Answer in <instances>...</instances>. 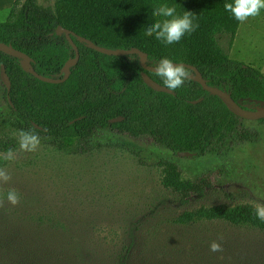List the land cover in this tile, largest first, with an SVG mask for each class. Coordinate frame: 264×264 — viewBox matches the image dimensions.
<instances>
[{"label":"rangeland","instance_id":"rangeland-1","mask_svg":"<svg viewBox=\"0 0 264 264\" xmlns=\"http://www.w3.org/2000/svg\"><path fill=\"white\" fill-rule=\"evenodd\" d=\"M53 3L39 0L44 8ZM241 24L240 32L250 36L230 57L264 73V9ZM219 41L230 53L229 37ZM70 58V51L52 49L42 62L66 73ZM7 106L0 79V140H19L21 130L14 118L8 124ZM227 111L221 135L201 157L178 156L153 137L136 139L113 129L97 130L86 154L46 137L33 152L21 151L18 143L13 160L0 151V168L12 177L0 183V219L13 226V254L20 253L23 264H122V258L124 264H264L259 230L173 222L199 208L264 204V123ZM164 162L177 165L184 182L201 184L205 197L181 204L173 188L162 184ZM13 189L20 197L15 206L7 201ZM214 240L223 252L209 250ZM19 258L13 256L14 262Z\"/></svg>","mask_w":264,"mask_h":264},{"label":"trees","instance_id":"trees-1","mask_svg":"<svg viewBox=\"0 0 264 264\" xmlns=\"http://www.w3.org/2000/svg\"><path fill=\"white\" fill-rule=\"evenodd\" d=\"M226 3L233 0H54L53 6L46 8L39 0H15L7 19L0 22V42L29 55L39 74L63 79V68L42 62L52 49L70 51L76 57L66 35H58L62 26L105 49H138L149 56L148 66L155 67L162 58L194 65L209 86L228 93L243 110L257 113L264 109V73L230 58L221 46V36H228L232 46L241 24L225 11ZM163 4L174 6L178 16L191 12L198 27L170 45L157 40L155 34L147 35L148 26L164 19L153 15ZM72 38L80 50V59L63 84L39 81L25 71L22 58L0 51V74L5 66L12 84L9 97L6 89L11 120L8 124H13L14 118L19 130L32 132L40 139L59 140L62 148L78 147L83 154L89 152L88 139L100 129H113L136 139L153 137L170 151L186 152L193 157L203 156L221 135L227 106L200 83L188 78L172 90L173 94L154 91L143 79L138 54L109 57L77 37ZM147 74L164 85L156 73ZM120 117L121 122L111 123ZM260 121L264 123V119ZM17 144V139L5 137L0 140V151L7 152ZM161 165L162 184L173 188L181 204L193 197H205V188L184 182L177 165ZM173 222L184 227L225 223L264 233V221L258 219L256 207L250 204L199 208L184 212ZM10 233H14L13 226L0 219V264H23L21 254H13L10 237L15 235L9 237ZM60 253L73 254L67 250ZM33 255L37 257V253ZM13 256L20 262H14ZM121 261L124 264L125 258Z\"/></svg>","mask_w":264,"mask_h":264},{"label":"clouds","instance_id":"clouds-1","mask_svg":"<svg viewBox=\"0 0 264 264\" xmlns=\"http://www.w3.org/2000/svg\"><path fill=\"white\" fill-rule=\"evenodd\" d=\"M225 11L230 12L232 16L240 22L246 21L249 17L260 14L264 9V0H233V3L224 5ZM153 15L164 17L163 20H157L147 27L146 34L151 36L155 34L157 40L166 44L178 43L186 33L195 31L198 25L193 23L194 16L191 12L185 11L182 16L176 15V8L163 4L159 6ZM154 72L161 77L165 87L169 90H175L181 87L186 79L190 77V70L183 64H173L168 58H162L154 67ZM18 143L21 151L33 152L40 144V138L36 134L28 131L18 132ZM5 160H13L15 152L9 149L3 154ZM12 179L11 175L4 168H0V183H8ZM7 201L13 206L20 201L16 190H10L7 194ZM3 201H0V205ZM256 214L258 219L264 221V204L256 205ZM218 239L222 240L223 237ZM209 250L213 253L223 252L222 245L217 241H212Z\"/></svg>","mask_w":264,"mask_h":264},{"label":"water","instance_id":"water-1","mask_svg":"<svg viewBox=\"0 0 264 264\" xmlns=\"http://www.w3.org/2000/svg\"><path fill=\"white\" fill-rule=\"evenodd\" d=\"M63 34L66 35L67 40L69 41V43L71 44V46L73 47V49L76 52V57L70 58L65 64L66 73L64 70L65 77L63 79L48 78V77H45V76L39 74L34 69L33 60L29 55H27L26 53H23L21 51H18L16 49H14L13 47H10V46H8L4 43H1V42H0V51L7 54V55H12V56L22 58L24 60L23 66H24L25 71L27 73L35 76L39 81L44 82L46 84H52V85L63 84L70 78L71 68L74 65H76L80 59V50L72 38V36H74V37H77L79 39V41L89 45V47L92 48L93 50H95L96 52L103 54V55H106V56H109V57H113V56L124 57V56H130V55L138 54L142 59V68L144 70L142 76H143L145 83L150 88H152L154 91L173 94L172 90H169L164 85L157 83L147 74V72H153V73H155V72H154L153 66L147 65L148 61H149V56L146 53H143L138 49L123 50V51L122 50L114 51V50H110V49H105V48L97 46L95 43H93L92 41H90L84 37L78 36L75 32L70 31V30L65 29L62 26H60L58 29V35H63ZM25 62H26V64H25ZM173 64H183V65H185L186 68L192 70L193 74L190 75L189 79L200 83L205 91L209 92L211 95H213L215 97L222 99L224 101V103L226 104L227 109L232 114H234L235 116L242 118V119L249 120V121H260V120L264 119V109L259 110L257 113H252V112H248V111L243 110L240 107V105L237 104L228 93L220 90L219 88L209 86L207 81L202 76L201 72L194 65H190L187 63H173ZM0 79L6 87L7 92H8V97H9V93L11 91L12 84H11V80H10V78L6 72L5 66H2ZM197 102L198 101H195L194 103L196 104ZM122 120H123L122 117L115 118V119L111 120V123H118V122H121ZM177 155L178 156H187L188 153L179 152V153H177Z\"/></svg>","mask_w":264,"mask_h":264},{"label":"crops","instance_id":"crops-1","mask_svg":"<svg viewBox=\"0 0 264 264\" xmlns=\"http://www.w3.org/2000/svg\"><path fill=\"white\" fill-rule=\"evenodd\" d=\"M13 5V4H12ZM12 7V6H11ZM10 12H7V14L3 17V18H1L0 19V22H3V21H5L6 19H7V16H8V14H9ZM250 36V32L249 31H246V32H240V27H239V29H238V32H237V34H236V37H235V39H234V42H233V44H232V46L230 47V53H229V55H231V53H232V51L234 50V49H236V47L238 46V44L241 42V43H243L244 45H245V41H246V39L248 38ZM249 44V43H248ZM243 48V47H242ZM248 48H250V46L248 47ZM231 58V57H230ZM235 60V59H234Z\"/></svg>","mask_w":264,"mask_h":264},{"label":"bare ground","instance_id":"bare-ground-1","mask_svg":"<svg viewBox=\"0 0 264 264\" xmlns=\"http://www.w3.org/2000/svg\"><path fill=\"white\" fill-rule=\"evenodd\" d=\"M10 0H0V15H4ZM242 26V24H241ZM26 63V62H25Z\"/></svg>","mask_w":264,"mask_h":264}]
</instances>
